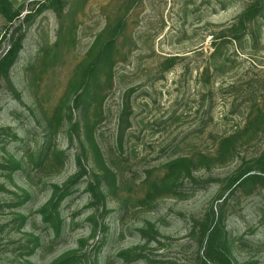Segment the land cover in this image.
I'll list each match as a JSON object with an SVG mask.
<instances>
[{
  "label": "rangeland",
  "instance_id": "1",
  "mask_svg": "<svg viewBox=\"0 0 264 264\" xmlns=\"http://www.w3.org/2000/svg\"><path fill=\"white\" fill-rule=\"evenodd\" d=\"M15 42L0 264H264V0H0Z\"/></svg>",
  "mask_w": 264,
  "mask_h": 264
},
{
  "label": "trees",
  "instance_id": "2",
  "mask_svg": "<svg viewBox=\"0 0 264 264\" xmlns=\"http://www.w3.org/2000/svg\"><path fill=\"white\" fill-rule=\"evenodd\" d=\"M246 13H249V9L246 10V8L243 10L242 14H241V18L243 19L244 17L246 18ZM2 14L9 20L11 21L12 16L9 15L8 13V9H4L2 11ZM17 17V14H16ZM19 51V43H12L10 48H8V50L3 54V56L0 58V74H6L7 71L9 70V68L12 66L17 53ZM264 159V151L263 153L260 155V160ZM261 169V168H260ZM262 170V169H261ZM264 172V171H263Z\"/></svg>",
  "mask_w": 264,
  "mask_h": 264
}]
</instances>
